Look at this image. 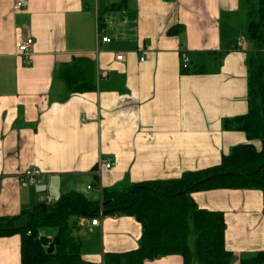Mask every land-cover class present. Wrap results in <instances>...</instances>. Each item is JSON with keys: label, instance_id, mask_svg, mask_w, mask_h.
Returning a JSON list of instances; mask_svg holds the SVG:
<instances>
[{"label": "crops", "instance_id": "1", "mask_svg": "<svg viewBox=\"0 0 264 264\" xmlns=\"http://www.w3.org/2000/svg\"><path fill=\"white\" fill-rule=\"evenodd\" d=\"M120 1L29 0L18 10L16 0H0V216L18 215L44 197L81 193L88 177L99 178L98 186L86 185L99 194L100 186L180 178L218 164L247 141L225 123L249 109L250 44L242 49L237 39L248 33L257 1L128 0L109 9ZM97 22L111 42L98 40ZM26 36L34 39L30 66L17 50ZM77 57L95 62V91L69 92L59 77ZM101 161L112 166L97 174ZM33 166L44 172L42 182L22 186L17 175ZM192 196L200 208L224 213L232 264L264 249L261 190ZM77 221L86 229L81 253L90 264L137 249L143 234L130 215H105L97 226L90 218ZM0 264H22L20 233L0 236ZM144 264H184V258Z\"/></svg>", "mask_w": 264, "mask_h": 264}, {"label": "trees", "instance_id": "2", "mask_svg": "<svg viewBox=\"0 0 264 264\" xmlns=\"http://www.w3.org/2000/svg\"><path fill=\"white\" fill-rule=\"evenodd\" d=\"M127 2L121 0L109 9L124 8ZM106 11L101 9L100 13ZM248 16L249 109L225 123L227 129L245 133L247 141L223 154L218 164L187 171L180 178L102 186L100 200L71 191L18 215L0 216V236L22 235V264H90L82 258V240L73 231L80 228L77 218L94 219L101 213L134 216L143 227L137 249L107 253L104 264H144L145 260L174 254L183 256L184 264H232L235 255L226 248L224 213L200 208L192 194L212 189H258L264 196V0L251 6ZM59 77L69 92L84 93L97 87L96 64L89 58L77 57L63 64ZM95 178L99 185V178ZM42 205H46L45 212ZM24 215L29 220L19 225ZM47 227L56 229L53 237H48ZM53 241L55 248L49 253ZM240 264H264V249L241 259Z\"/></svg>", "mask_w": 264, "mask_h": 264}, {"label": "built area", "instance_id": "3", "mask_svg": "<svg viewBox=\"0 0 264 264\" xmlns=\"http://www.w3.org/2000/svg\"><path fill=\"white\" fill-rule=\"evenodd\" d=\"M29 5V0H16L15 8L20 10V9H25ZM97 38L98 40L101 39L103 42H111V37L102 34V30L100 28V23L97 22ZM34 44V39L31 36H26L24 37L21 41L18 42L17 44V50L18 53H20L23 58H24V63L26 65H32L33 61L31 59V50L32 46ZM237 45L238 47L242 49H246V39L244 37H239L237 39ZM116 58L118 61H125L126 60V55L124 52H118L116 55ZM145 57H142L141 60H144ZM189 58L187 57L186 54H183L182 56V66L183 68H188L189 67ZM100 166L97 168V174H100L101 170L103 169V166L106 168H110L112 166V163L110 161H101ZM44 176V172L38 168V167H29L26 170L20 172L17 177L20 181V184L22 186H29V185H35V184H40L42 182V178ZM88 188H92V185H89ZM100 194L102 195V188L100 186ZM43 201H51V198H42ZM103 215L102 213L94 218L91 219V225L97 226L100 225L102 222Z\"/></svg>", "mask_w": 264, "mask_h": 264}, {"label": "rangeland", "instance_id": "4", "mask_svg": "<svg viewBox=\"0 0 264 264\" xmlns=\"http://www.w3.org/2000/svg\"><path fill=\"white\" fill-rule=\"evenodd\" d=\"M256 1H258V0H256ZM255 4H256V2H255ZM248 23H247V26L246 27H248ZM245 35L246 36H243V37L248 38V33H245ZM112 37L115 38L116 36H112ZM246 42L248 43L249 41H246ZM246 47H247V45H246ZM202 67H206V66H202ZM87 184H91V185L94 184L95 186H98L97 181H96V178L95 177H88V180L86 181L84 190H80V191L88 199H91V200H100L101 195L99 194L98 190H96V189H94V190H88L87 187H86ZM117 187H121V184L117 185ZM28 220H29L28 216H23V217H21L18 220V224L19 225H25L28 222ZM85 230L86 229L84 227L75 229L73 231V235L74 236H77V237L81 238V240H83L85 238H83V236H81V235H83V232H85ZM45 232L48 233V237H53L56 234L57 231L53 227H47Z\"/></svg>", "mask_w": 264, "mask_h": 264}, {"label": "water", "instance_id": "5", "mask_svg": "<svg viewBox=\"0 0 264 264\" xmlns=\"http://www.w3.org/2000/svg\"><path fill=\"white\" fill-rule=\"evenodd\" d=\"M204 181H205V180H203V182H204ZM42 208H43V212H45V210H46V205H42ZM55 243H56V241H53V242L50 244L49 249H48V252H49V253H52V252L54 251Z\"/></svg>", "mask_w": 264, "mask_h": 264}]
</instances>
